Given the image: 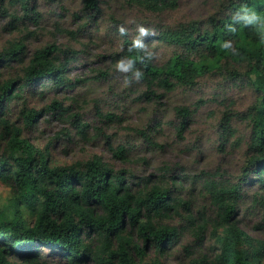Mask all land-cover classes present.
Returning <instances> with one entry per match:
<instances>
[{
    "label": "rangeland",
    "instance_id": "374dc122",
    "mask_svg": "<svg viewBox=\"0 0 264 264\" xmlns=\"http://www.w3.org/2000/svg\"><path fill=\"white\" fill-rule=\"evenodd\" d=\"M12 1L0 0V54L14 44L23 49L21 60L7 65L0 60V79L22 76L35 52L48 46L67 50L68 59H74L65 75L70 87L40 81L8 103L5 118L21 130V139L46 157L50 167H80L99 158L114 172H126V183L131 181L135 191L160 187L170 192L177 213L157 221L177 228L179 237L165 245L162 255L156 254L158 248L151 242L140 241L147 253L143 264H212L222 237L212 186L242 191L231 219L253 245L263 246L264 193L240 184L251 174L246 169L250 156L246 116L256 100L247 65L223 62L219 70L198 78L195 86L169 93L149 88L131 68L117 67L121 60L128 62L120 55L124 40L193 23L204 30L226 0H178L176 9L158 14L125 0H97L98 11L89 10L86 0H32L34 13ZM141 27L147 35L141 34ZM146 45L157 66L178 51L155 39ZM178 108L189 109L188 118L178 115ZM225 116L233 134L223 131ZM143 134L154 144L146 143ZM6 143L0 136L2 152ZM118 147H123L125 159L119 157ZM16 210L29 218V211L16 201L13 187L0 181V217L9 218ZM124 225L125 233L134 238L129 223ZM37 253L50 255L41 247ZM44 259L54 261L55 254Z\"/></svg>",
    "mask_w": 264,
    "mask_h": 264
},
{
    "label": "trees",
    "instance_id": "16d2710c",
    "mask_svg": "<svg viewBox=\"0 0 264 264\" xmlns=\"http://www.w3.org/2000/svg\"><path fill=\"white\" fill-rule=\"evenodd\" d=\"M125 1L154 14L178 6V0ZM12 2L34 13L32 0ZM86 5L98 11L97 0H86ZM150 39L178 51L157 66L147 49ZM22 49L14 44L0 54V60H5L4 65L21 60ZM69 53L48 46L35 52L22 76L0 79V136L7 140L3 152L0 148V181L13 187L16 201L29 211V218L19 210L9 218L0 217V264H143L147 253L140 241L151 242L158 248L156 254L162 255L165 245H172L179 237L177 228L157 221L177 213V202L170 192L160 187L135 191L131 181L126 183V172H114L99 158L80 167H50L46 157L21 139V130L5 118L8 103L40 81L50 80L58 88L70 87L65 75L74 57L68 59ZM120 55L134 62L133 74L141 72L138 78L149 88L168 93L177 87L195 86L198 78L219 70L223 62L247 65L256 100L246 116L250 122L246 169L251 174L240 184L264 193V0H226L209 20L208 28L201 30L199 23H193L158 30L153 36L126 39ZM176 113L186 119L190 110L178 108ZM28 116L26 123L31 122ZM229 120L225 116L223 131L233 134ZM183 125L177 129L178 134ZM143 137L146 143L154 144L150 136ZM118 153L125 159L123 147H118ZM210 194L222 221L220 252L212 264H264V244L253 245L231 219L243 198L242 191L234 186H212ZM256 197L254 202L258 201ZM125 221L135 231L134 238L125 233ZM38 247L49 251V256L55 254L56 260H45L49 256L39 255Z\"/></svg>",
    "mask_w": 264,
    "mask_h": 264
},
{
    "label": "clouds",
    "instance_id": "9594fccd",
    "mask_svg": "<svg viewBox=\"0 0 264 264\" xmlns=\"http://www.w3.org/2000/svg\"><path fill=\"white\" fill-rule=\"evenodd\" d=\"M121 31H124V29L121 28ZM140 31H141V34H142V35H147V34H148L147 29H144L143 27H141ZM137 43L140 44L139 41H137ZM140 45H141V44H140ZM141 46H142V45H141ZM133 63H134V62H132V61H129V62L125 63L124 60H121V61L118 62L117 67H118L119 69L123 70V71H127L129 68L132 67ZM135 75H136V77L138 78V77H140V76L142 75V73H141V72H136Z\"/></svg>",
    "mask_w": 264,
    "mask_h": 264
}]
</instances>
